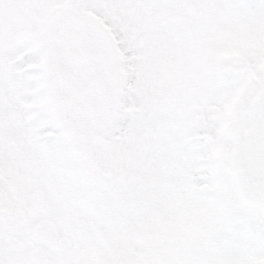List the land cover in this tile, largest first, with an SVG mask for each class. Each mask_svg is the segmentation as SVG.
I'll return each mask as SVG.
<instances>
[{"label": "snow or ice", "instance_id": "6c2138e0", "mask_svg": "<svg viewBox=\"0 0 264 264\" xmlns=\"http://www.w3.org/2000/svg\"><path fill=\"white\" fill-rule=\"evenodd\" d=\"M0 264H264V0H0Z\"/></svg>", "mask_w": 264, "mask_h": 264}]
</instances>
